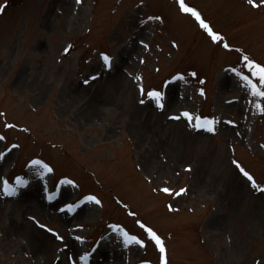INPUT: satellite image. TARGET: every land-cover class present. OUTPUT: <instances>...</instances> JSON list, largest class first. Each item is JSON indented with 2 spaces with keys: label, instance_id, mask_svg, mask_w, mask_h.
I'll return each instance as SVG.
<instances>
[{
  "label": "rangeland",
  "instance_id": "1",
  "mask_svg": "<svg viewBox=\"0 0 264 264\" xmlns=\"http://www.w3.org/2000/svg\"><path fill=\"white\" fill-rule=\"evenodd\" d=\"M183 7L0 0V264H264V0Z\"/></svg>",
  "mask_w": 264,
  "mask_h": 264
},
{
  "label": "snow or ice",
  "instance_id": "2",
  "mask_svg": "<svg viewBox=\"0 0 264 264\" xmlns=\"http://www.w3.org/2000/svg\"><path fill=\"white\" fill-rule=\"evenodd\" d=\"M249 2L252 3V0H249ZM180 3H181V6H182V9H183L184 11H186V12H188V11H192L190 8L183 7V0H180ZM193 15H195L196 18H197L198 20L200 19L198 13L193 12ZM201 27H204V28L207 29V28H208V25L205 24V23H203V21H201ZM208 30H209V32L211 33V29H208ZM216 38H217V37H216L215 35H213V39H216ZM245 59H247V58L245 57ZM105 60L107 61L108 58L105 57ZM261 71L264 72V69H262ZM262 94H264V93H262ZM209 130L211 131V128H209ZM242 171H243V170H242ZM244 175H245L246 177H248V179H249L250 181L252 180V177L249 176L247 172H244ZM163 191L168 192L169 189H164ZM183 191H184V190H181V192H183ZM179 194H181V193H177V195H179ZM93 199H94V198H93ZM96 202L99 203V201H96ZM148 231H149V233L151 234L152 239L155 240L156 244L159 246V250H160V252L163 254V253L165 252V248H164L163 242L160 240V238H159L154 232H152L151 229H149ZM162 259H163V256H162ZM165 264H166V261H165Z\"/></svg>",
  "mask_w": 264,
  "mask_h": 264
}]
</instances>
